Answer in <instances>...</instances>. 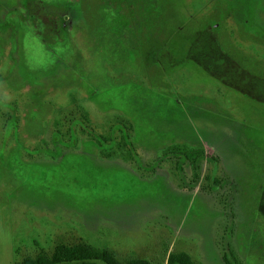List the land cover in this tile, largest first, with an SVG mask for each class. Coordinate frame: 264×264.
I'll use <instances>...</instances> for the list:
<instances>
[{
    "label": "rangeland",
    "instance_id": "374dc122",
    "mask_svg": "<svg viewBox=\"0 0 264 264\" xmlns=\"http://www.w3.org/2000/svg\"><path fill=\"white\" fill-rule=\"evenodd\" d=\"M22 2L0 0V264L80 242L122 262L264 264V85L232 89L185 49L207 32L264 72V0H147L133 16L78 0L62 15L73 45L43 44ZM140 31L170 35L166 61L137 56ZM176 145L202 150L200 168Z\"/></svg>",
    "mask_w": 264,
    "mask_h": 264
},
{
    "label": "trees",
    "instance_id": "16d2710c",
    "mask_svg": "<svg viewBox=\"0 0 264 264\" xmlns=\"http://www.w3.org/2000/svg\"><path fill=\"white\" fill-rule=\"evenodd\" d=\"M77 1L56 0V2H45L43 0H23V4L19 3L10 9L20 17H28L27 19L30 23L28 25H30L33 33L43 44L53 45L55 42L59 41L58 43H62L66 40L72 43L70 30L62 15L73 6L77 10ZM119 1L122 3L120 7L124 9L130 7L125 4L127 1L135 3L130 16H133L134 13H140L141 10L145 11L147 3V0ZM101 2H109L111 4L115 0H100L99 6H101ZM99 6L97 5L98 8ZM215 27L214 23L211 24L212 29ZM251 31L264 39V33L260 29L257 30L252 27ZM169 36L166 35L165 37L162 34L160 37L154 38L148 32L140 31L132 50L135 51L139 58L141 56H147L150 53L153 61L155 60V64H157L155 58L158 57L166 61V58L170 55L167 49V37ZM185 49L187 50V57L196 61L214 79L232 89L241 91L243 94L258 98L252 95L251 90H248L247 86L253 82H258L263 87L264 72L254 73L246 69L242 64L232 58L222 48L220 42L211 37L209 33L204 32L198 35L188 45L186 44ZM166 154L169 156L179 155L194 170L200 168V160L203 157L202 150H193L180 145L169 147ZM176 160H179L178 156ZM197 177L198 174L196 175ZM224 262L225 264H232L226 255H224ZM21 264H151V262L140 258H132L127 262H122L107 248H98L86 242H80L73 245H58L55 247L51 256L39 254L35 258L26 257L22 260ZM167 264L195 263L187 252L181 251L170 253L167 257Z\"/></svg>",
    "mask_w": 264,
    "mask_h": 264
}]
</instances>
